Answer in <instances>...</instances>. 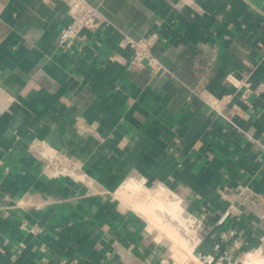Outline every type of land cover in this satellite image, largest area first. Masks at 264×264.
Segmentation results:
<instances>
[{
  "label": "crops",
  "instance_id": "0c3cea01",
  "mask_svg": "<svg viewBox=\"0 0 264 264\" xmlns=\"http://www.w3.org/2000/svg\"><path fill=\"white\" fill-rule=\"evenodd\" d=\"M88 1L108 25L71 52L64 0H0V264H183L114 196L136 179L198 221L193 264L264 259V0ZM123 34L165 69L132 70Z\"/></svg>",
  "mask_w": 264,
  "mask_h": 264
},
{
  "label": "built area",
  "instance_id": "2783aa9c",
  "mask_svg": "<svg viewBox=\"0 0 264 264\" xmlns=\"http://www.w3.org/2000/svg\"><path fill=\"white\" fill-rule=\"evenodd\" d=\"M64 2L67 7L69 18L59 31L58 47L65 51L72 52L75 41L80 36L82 30L98 29L103 25H108V20L99 8L88 0H64ZM156 40V34L138 38L123 34L117 43L119 56L132 70L139 71L142 69H149L155 73L159 72L165 69V66L153 51ZM225 79L235 86L240 84V81L231 73L227 74ZM263 88L264 84L261 83L255 89V92H259L263 90ZM203 100L214 108L220 101V98L211 96L204 97ZM45 157L48 159L47 166L53 162L52 160L58 161L60 166H62L63 157L59 153H52ZM57 172H60V170ZM223 218H221V220H223ZM198 236V234L193 235V244L199 242L200 238Z\"/></svg>",
  "mask_w": 264,
  "mask_h": 264
},
{
  "label": "rangeland",
  "instance_id": "374dc122",
  "mask_svg": "<svg viewBox=\"0 0 264 264\" xmlns=\"http://www.w3.org/2000/svg\"><path fill=\"white\" fill-rule=\"evenodd\" d=\"M131 181H133V180H131ZM135 181L136 182H134V181L133 182L135 184L137 183L136 184L137 186L134 185L135 187H133L134 188L133 190H132V187L127 188L126 184H125L124 187L122 186V187H120L119 189L116 190V192L114 193V196H116L123 203V205H125L127 207H132L131 205H133V208H134V205H137L139 207V206H141V204L144 205V206L146 204L147 206H145V207L141 206L139 208L141 210H142V208H144V211H142L143 213L144 212H147V213L149 212L150 213L149 215L153 218L155 224L159 223V222H162V224H163V222H164L163 225L161 223H159V226L161 225L162 228L166 227L164 232H166V229L169 232V234H167V232L165 234L170 235V236L166 235L169 238V240L168 239L167 240L169 241V243H173V245H172V251H173V255L172 256H173V258L176 259L177 257L180 256V257H184V259H185L187 257L186 258L187 260L185 259L186 262H184L183 264H189V263L192 264L193 263V258H192L193 255L191 253H187V252L190 251L189 247H191V244L193 242L192 238H193V235L196 234V229L198 231L200 230L199 227L197 228L198 221L195 220L192 216H190L187 213L186 210H181V203L182 202L181 203L179 202V205L177 207H173V205L171 203L175 202L176 199L171 195V193H169V192L167 193V191L164 193L165 190L159 191L158 189H154L152 191V188H154V187L147 185V183H143L141 180H137L136 179ZM138 187H139V189H138ZM140 188H141V191H140ZM149 189H151V190H149ZM143 191H144V193H143ZM150 191H152L153 193L152 192L150 193ZM158 192L159 193L162 192V193H160L161 196L157 198V200L159 199L157 201L156 198H153L152 196H154V194L155 195H160ZM149 193H150V195H148ZM141 195H142V197H141ZM154 197H157V196H154ZM162 197H164L163 198L164 200L162 199ZM165 197H166L167 200L165 199ZM135 199H136L137 202L139 200L138 204L135 201ZM140 202H142V203H140ZM168 203H170L172 205L171 206V210H165L166 209V204H168ZM145 208L146 209L148 208V209L145 210ZM172 208L173 209L176 208L177 212L175 214H174V212H172L173 211ZM171 213H172V215H171ZM157 220H159V221L157 222ZM167 223H168L169 226L166 225ZM167 226L171 227V228L168 229ZM201 227H202V224H201ZM171 230H173L175 232H173ZM187 230H188V232H187ZM171 232H173V233L177 232V233L174 235ZM177 234L180 235V236H178ZM176 235H177V237H175ZM177 239L178 240L181 239V241H177ZM182 239H184V240H182ZM187 239H189V241ZM180 243H181V245H180ZM183 244H184V246H183ZM186 248H187V250H186ZM257 263L258 264H264V259L261 256L257 257L256 253L253 252V254L251 253L248 256V258L241 264H257Z\"/></svg>",
  "mask_w": 264,
  "mask_h": 264
},
{
  "label": "bare ground",
  "instance_id": "6f19581e",
  "mask_svg": "<svg viewBox=\"0 0 264 264\" xmlns=\"http://www.w3.org/2000/svg\"><path fill=\"white\" fill-rule=\"evenodd\" d=\"M136 184H137V183H136ZM136 184H135L133 181L130 180V181H127V183H126V187H127V188L132 187V190H133V189H134L133 187H135L134 185H136ZM136 186H137V185H136ZM139 187H140V186H139ZM139 187H138V189H139ZM136 188H137V187H136ZM138 189H137V190H138ZM152 189H153V188H152ZM146 190H147V189H146ZM146 190H145V191H146ZM149 190H151V189H149ZM160 190H161V188H160ZM160 190H159V191H160ZM165 190H166V189H165ZM140 191H141V188H140ZM152 191H153V190H152ZM152 191H151V192H152ZM162 191H163V188H162ZM151 192H150V193H151ZM165 192H166V191H164V193H165ZM143 193H144V191H143ZM145 193H146V192H145ZM150 193H149L148 195H150ZM152 193H153V192H152ZM155 193H156V192H155ZM158 193H159V192H158ZM160 193H162V192H160ZM160 193H159V194H160ZM167 193H168V192H167ZM165 195H166V194H165ZM154 196H157V197H154ZM154 196H152V197H153V198H156V200H157V198L160 197L161 194H160V195H155V194H154ZM162 196H163V195H162ZM166 196H167V195H166ZM141 197H142V195H141ZM141 197H140V198H141ZM147 197H148V196H147ZM152 197H151V198H152ZM163 198H164V197H162V199H163ZM162 199H161V200H162ZM165 199H166V197H165ZM141 200H142V199H141ZM141 200H140V201H141ZM158 200H159V199H158ZM158 200H157V201H158ZM161 200H160V201H161ZM163 200H164V199H163ZM166 200H167V199H166ZM135 201H136V199H135ZM135 201H134V202H135ZM143 201H144V200H143ZM143 201H142V202H143ZM150 201H151V200H150ZM170 201H171V200H170ZM170 201H169V202H170ZM177 201H178V200H177ZM134 202H133V203H134ZM136 202H137V201H136ZM136 202H135V203H136ZM138 202H139V200H138ZM138 202H137V204H138ZM142 202H140V203H142ZM155 202H156V201H155ZM166 202H167V201H166ZM140 203H139V204H140ZM149 204H150V203H149ZM159 204H160V203H159ZM171 204L173 205V207H177V206H178V203H177L176 201L173 202V203H171ZM171 204H170V203L166 204V209H165V210H171V206H172ZM131 206H133V205H131ZM141 206L143 207L144 205L141 204ZM141 206H139V207H141ZM145 206H147V205L145 204ZM145 206H144V207H145ZM162 206H163V205H162ZM164 206H165V205H164ZM139 207H138L137 205H134L135 210H138V211L141 210ZM148 207H149V206H148ZM132 208H133V207H132ZM163 208H164V207H163ZM147 209H148V208H147ZM147 209L145 208V210H147ZM172 210H173L172 212H174V214L177 212L176 208H174V209L172 208ZM141 211H144V208H142ZM166 212H167V211H166ZM141 213H142V214H145V213H146L145 216H147V217H148V215L150 214L149 212H148V213H147V212H144V213L141 212ZM171 215H172V213H171ZM176 216H177V215H176ZM148 218H149V217H148ZM151 220H152V219H151ZM158 221H159V220H157V222H158ZM154 223H155V222H154ZM159 223L162 224V222H159ZM159 223H156V224L159 225ZM163 224H164V222H163ZM163 224H162V225H163ZM166 225H168V223H167ZM160 226H161V225H160ZM168 226H169V225H168ZM168 226H167V227H168ZM170 226H171V225H170ZM158 227H159V226H158ZM171 227H172V226H171ZM171 227H168V229H170ZM161 228H162V226H161ZM163 228H164V227H163ZM163 228H162V230H165L166 227H165L164 229H163ZM171 231H173V230H171ZM166 232H167V234H169V232L167 231V229H166ZM173 232H175V231H173ZM173 232H171V233L174 234V235L177 233V232H176V233H173ZM187 232H188V230H187ZM167 234H166V235H167ZM177 235H178V234H177ZM177 235H176L175 237H177ZM167 236H170V235H167ZM178 236H180V235H178ZM181 238H182V237H181ZM178 239H179V238H178ZM178 239H177V241H181V239H180V240H178ZM182 240H184V239H182ZM187 240L189 241V239H187ZM188 241H187V242H188ZM185 243H186V242H185ZM177 244H178V243H177ZM180 245H181V243H180ZM183 246H184V244H183ZM186 246H187V245H186ZM187 247H188V246H187ZM189 248H191V247H189ZM181 249H182V248H181ZM186 250H187V248H186ZM187 253H190V251L187 252ZM190 255H191V254H190ZM186 258H187V257H186ZM186 258H185V259H186ZM186 260H187V259H186ZM259 263H260V262H259ZM189 264H191V263H189ZM192 264H193V263H192ZM257 264H258V263H257Z\"/></svg>",
  "mask_w": 264,
  "mask_h": 264
}]
</instances>
